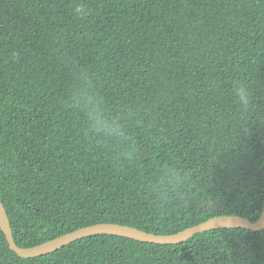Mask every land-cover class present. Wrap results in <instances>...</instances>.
Segmentation results:
<instances>
[{"label": "trees", "instance_id": "1", "mask_svg": "<svg viewBox=\"0 0 264 264\" xmlns=\"http://www.w3.org/2000/svg\"><path fill=\"white\" fill-rule=\"evenodd\" d=\"M79 4L84 17L73 14ZM82 71L127 125L132 160L72 107ZM236 81L253 88L252 117L234 103ZM169 166L183 188L161 185ZM0 200L23 248L97 223L168 235L218 215L256 221L264 0H0ZM0 264H264V229L179 244L90 235L32 258L0 229Z\"/></svg>", "mask_w": 264, "mask_h": 264}, {"label": "clouds", "instance_id": "2", "mask_svg": "<svg viewBox=\"0 0 264 264\" xmlns=\"http://www.w3.org/2000/svg\"><path fill=\"white\" fill-rule=\"evenodd\" d=\"M73 14L76 17H84L88 12L83 4H79L73 8ZM75 80L76 83L73 84L69 93V101L72 107L82 114L87 131L100 142H110L118 159L132 160L136 150L131 143L127 125L122 122V117L111 115L103 96L91 85V78L86 72L82 71L80 75L75 77ZM231 92L239 111L246 117L254 116L256 103H254L255 99L251 84L236 81ZM256 118L260 119V117ZM160 183L162 186H168L171 189L183 188L186 179L177 168L169 166L165 168ZM184 195H187V193ZM183 202L187 205L189 200H183Z\"/></svg>", "mask_w": 264, "mask_h": 264}, {"label": "water", "instance_id": "3", "mask_svg": "<svg viewBox=\"0 0 264 264\" xmlns=\"http://www.w3.org/2000/svg\"><path fill=\"white\" fill-rule=\"evenodd\" d=\"M219 228H243L251 231H259L264 229V205L259 218L253 222L239 215H218L211 217L200 224L168 235H157L122 224L97 223L81 227L36 246L23 248L18 247L14 242L8 217L0 200V229L5 235L10 250L14 251L19 257L22 258H32L51 253L72 241L90 235L108 234L127 237L147 243L179 244L195 233Z\"/></svg>", "mask_w": 264, "mask_h": 264}]
</instances>
